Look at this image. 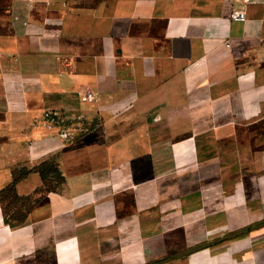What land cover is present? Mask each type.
<instances>
[{"label": "crops", "instance_id": "0c3cea01", "mask_svg": "<svg viewBox=\"0 0 264 264\" xmlns=\"http://www.w3.org/2000/svg\"><path fill=\"white\" fill-rule=\"evenodd\" d=\"M241 4L0 0V190L64 176L17 226L0 201V264H264V0Z\"/></svg>", "mask_w": 264, "mask_h": 264}, {"label": "trees", "instance_id": "16d2710c", "mask_svg": "<svg viewBox=\"0 0 264 264\" xmlns=\"http://www.w3.org/2000/svg\"><path fill=\"white\" fill-rule=\"evenodd\" d=\"M32 171L37 172L42 179L44 188L41 192H43V194L39 197H34L32 195L19 196L15 190L16 184ZM63 181L64 176H62L60 170L58 169L54 157L42 161L31 169H27L25 167L15 169L12 172V181L0 190V201L4 203V222L9 224L11 227L24 222L30 209L34 205L41 202L46 197L47 192L56 190L58 185H60Z\"/></svg>", "mask_w": 264, "mask_h": 264}, {"label": "built area", "instance_id": "2783aa9c", "mask_svg": "<svg viewBox=\"0 0 264 264\" xmlns=\"http://www.w3.org/2000/svg\"><path fill=\"white\" fill-rule=\"evenodd\" d=\"M249 0H242V4L233 8L230 13V19L232 21L243 22L247 19L246 7ZM264 53V48L262 49ZM82 101H91L95 99V95L92 92H85L80 95Z\"/></svg>", "mask_w": 264, "mask_h": 264}]
</instances>
